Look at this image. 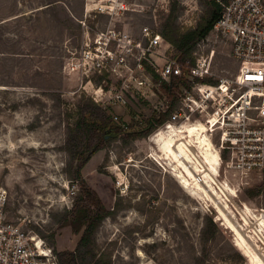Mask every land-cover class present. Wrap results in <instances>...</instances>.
I'll list each match as a JSON object with an SVG mask.
<instances>
[{"label":"rangeland","instance_id":"1","mask_svg":"<svg viewBox=\"0 0 264 264\" xmlns=\"http://www.w3.org/2000/svg\"><path fill=\"white\" fill-rule=\"evenodd\" d=\"M119 1L121 11L111 18L99 15L101 0H0V184L8 194L5 211L9 221L38 235L56 255L74 251L82 235L64 221L80 189L73 180L70 132L78 107L92 95L91 85L71 69L83 41L81 23L93 30L112 23L138 37L145 27L159 32L172 15L182 31L194 29L210 12V0ZM87 10L92 17H86ZM200 44L193 58H211L209 81L240 75L227 38L212 31ZM159 90H146L145 97L131 92L127 106L105 111L117 116L127 132H140L166 95ZM158 133L157 128L149 135H118L81 170L84 182L112 213L96 234L98 257L109 264H254L236 243L231 226L260 254L244 221L250 216L246 207L264 209V170L243 177L224 163L218 167L219 183L228 182L236 190L230 202L218 200L221 207L228 205L225 220L203 195L191 196L180 187L164 165L167 156L152 140Z\"/></svg>","mask_w":264,"mask_h":264},{"label":"built area","instance_id":"2","mask_svg":"<svg viewBox=\"0 0 264 264\" xmlns=\"http://www.w3.org/2000/svg\"><path fill=\"white\" fill-rule=\"evenodd\" d=\"M101 2L99 15L112 18L121 11L119 0ZM121 9H126L124 4ZM86 14L92 17L88 10ZM81 24L83 41L79 59L71 69L91 85L95 103L104 110L125 107L131 92L145 97L146 90H162L182 79L185 85H179L178 90L172 86L176 103L159 131L168 135L173 128L204 125L219 153L220 165L224 163L243 177L264 170V0H228L223 5L213 31L231 42V56L242 71L235 80L222 81L215 87L202 82L211 77L209 56H200L195 64L183 63L163 37L149 27L134 37L112 23L95 30L86 22ZM146 64L154 69L158 81L149 77ZM104 74L106 79L95 82ZM87 87L82 89L86 92ZM170 110L171 100L162 95L157 113ZM113 119L118 121L117 116ZM7 203L8 194L0 184V264H59L43 239L8 220ZM244 222L246 232L260 245L264 261V209L251 210Z\"/></svg>","mask_w":264,"mask_h":264},{"label":"trees","instance_id":"3","mask_svg":"<svg viewBox=\"0 0 264 264\" xmlns=\"http://www.w3.org/2000/svg\"><path fill=\"white\" fill-rule=\"evenodd\" d=\"M228 0H210L208 6L210 12L200 24L187 31H182L177 25V16L172 15L168 22L158 33L165 42L170 45L174 55L183 63L190 61L195 64L193 53L196 47L205 40L213 31L223 10V5ZM147 72L154 81H158V75L154 69L146 64ZM108 76L104 74L97 81L100 83ZM212 87L220 84L209 80L202 81ZM179 85H185L182 79L162 87V91L168 95L171 100V110L166 114H154L146 122V128L137 133L127 132L129 128L124 124H118L113 121L110 113L101 108L91 98L78 107V118L75 127L70 132L69 151L73 160V180L79 184V192L75 198L72 208L67 212L64 221L67 225L74 228V233H81V238L74 251L58 252L59 264H109L96 253V234L103 220L112 215L102 203L99 195L84 182L81 170L87 161L100 150L104 149L108 140L118 137V135L127 133L128 137L149 135L155 129L163 125L170 112L175 106V89ZM264 189V183L262 185Z\"/></svg>","mask_w":264,"mask_h":264},{"label":"bare ground","instance_id":"4","mask_svg":"<svg viewBox=\"0 0 264 264\" xmlns=\"http://www.w3.org/2000/svg\"><path fill=\"white\" fill-rule=\"evenodd\" d=\"M152 140L160 145V150L167 156L163 159L166 161L164 165L166 168L170 167L180 187L191 196L203 195L227 220L228 216L223 210L228 208V205L221 207L218 200L225 198L229 201L230 197L235 196L236 190L230 188L228 182L221 184L216 179L220 175L218 167L221 163L217 149L209 141L206 127L195 125L186 126L184 129L173 128L168 135L160 132ZM246 211L251 214L248 207ZM231 227L236 235V243L250 261L254 264H264L257 249H253L249 241L247 242V237L234 226ZM250 237L252 236H248Z\"/></svg>","mask_w":264,"mask_h":264}]
</instances>
